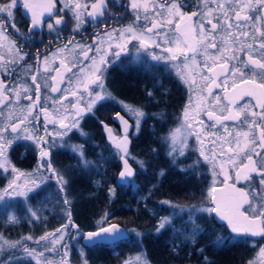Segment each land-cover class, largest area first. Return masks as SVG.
I'll return each instance as SVG.
<instances>
[{
    "label": "snow or ice",
    "instance_id": "obj_1",
    "mask_svg": "<svg viewBox=\"0 0 264 264\" xmlns=\"http://www.w3.org/2000/svg\"><path fill=\"white\" fill-rule=\"evenodd\" d=\"M117 6L132 16L130 23L120 24L124 13L112 12ZM17 10L29 21L28 37L17 27ZM69 14L73 34L82 32L86 24L98 29L91 43L73 35L51 54L41 56L37 51L34 62L28 63L29 53L13 37L27 42L37 30L47 29L59 40ZM133 50V62L143 63L147 57L162 65L188 92L176 126L160 138L167 156L176 164L186 154L195 155L181 170L199 174V168L207 165L210 176L199 204L161 201L179 211L161 217L155 231L171 227L184 241L195 243L204 231L199 221L207 220L229 233L228 237L217 236L218 244L243 242L256 248L258 239L264 241V0H126L124 4L0 0V175L7 178L0 188V204L23 198L29 222L41 221L40 211L28 204L29 195L54 181L66 218L55 232L38 239L27 235L10 240L0 233V264H19L15 250H22L35 264H71L66 237H80L93 247L129 239L128 230L111 222L107 212L94 231L82 232L72 217L69 182L53 167L51 154L54 148L66 145L65 138L73 130L86 135L80 123L100 101L116 99L106 85L108 69ZM117 103L125 113L114 114L121 131L100 123L121 162L120 181L134 184L137 171L133 163L142 170L146 165L130 151V135L139 133L147 114L142 106ZM20 140L30 141L36 148L37 166L31 172L21 170L10 158V149ZM70 147L83 167L93 163L85 157L82 145ZM109 193L114 196L115 189L110 187ZM183 213H187L186 220ZM177 217L181 219L179 228L173 223ZM5 223L17 224L19 219L10 213ZM28 241L36 247L30 248ZM52 252L60 254L58 261L48 259L46 253ZM121 264L149 262L139 253ZM248 264H264V246L258 247Z\"/></svg>",
    "mask_w": 264,
    "mask_h": 264
},
{
    "label": "trees",
    "instance_id": "obj_2",
    "mask_svg": "<svg viewBox=\"0 0 264 264\" xmlns=\"http://www.w3.org/2000/svg\"><path fill=\"white\" fill-rule=\"evenodd\" d=\"M39 33L41 32H37L38 35ZM121 61L123 62L116 63L117 68L112 64L107 72L106 85L116 99L113 101L109 99L110 101L106 100L96 105L93 113L86 114L81 122V130L86 135H80L81 133L76 131L74 136L76 144L83 146L87 160L93 163L87 168L83 167L76 153L64 147L57 150L55 158H58L57 167L68 179V198L72 201V217L82 232L94 231L97 221L107 212L111 219H121L120 224L124 228L135 229L142 236L136 238L128 232L127 241H121L116 245L98 244L94 247L80 241L85 249L83 260H86L87 264H118L124 256L139 251L150 264H247L253 248L243 242L229 241L218 244L217 236H228L226 230L215 222L199 221L204 231L197 236L195 243L184 241L183 237L174 233L171 227L160 233L155 231L161 217L171 216L177 210L161 204V201L168 200L184 206L199 204L202 201L205 191L202 184L204 181H201L204 179L203 166L199 168V174L182 171L183 167L178 166L179 161L173 164L161 143L160 138L167 132V126L174 123L176 118L172 115L173 101L177 96L173 91L174 81H171L170 76L167 75L156 83L154 73L150 72L147 75L135 62L133 73L125 74L123 73L126 70L125 57ZM148 92H152L153 95L150 97ZM117 101L142 106L147 114L130 146L132 154L143 160L146 165L142 171L136 169L134 184L118 181L119 158L114 154V149L107 141L100 123L104 121L110 126H115L111 120L113 113L120 112L125 115ZM175 110L177 111V108ZM153 114L157 116L154 117ZM159 114L163 115L162 119ZM23 152L26 155H23ZM31 153H34L33 150L26 151L25 145L21 143L14 144L9 155L12 162L25 170H30L34 166ZM19 156L22 158L19 159ZM133 167L136 168L134 163ZM161 170L164 171L163 176L159 175ZM5 180L6 177L0 175V186ZM110 187L115 189L114 196H110ZM30 199L28 204L33 203V208L40 211L43 219L29 222L28 216L20 214L22 210H19L17 216L19 223L4 224L5 210L9 204L6 205L0 210V233L6 238L13 239L10 238L13 235L35 237L47 230L57 229L66 222L64 206L55 182L49 181L45 190L38 191V194ZM19 203L27 206L21 199ZM182 215L186 220L187 213ZM173 223L179 228L181 219L177 217ZM27 244L32 248V241H28ZM7 255L9 253H5V256ZM15 255L17 256L18 253ZM73 258L74 261L80 260L79 255H73ZM19 264L32 263L19 261Z\"/></svg>",
    "mask_w": 264,
    "mask_h": 264
},
{
    "label": "flooded vegetation",
    "instance_id": "obj_3",
    "mask_svg": "<svg viewBox=\"0 0 264 264\" xmlns=\"http://www.w3.org/2000/svg\"><path fill=\"white\" fill-rule=\"evenodd\" d=\"M110 4H124L126 3V0H109ZM112 12L116 13L118 16L121 13H124L123 15V19L120 20V24H128L131 22L132 20V16L129 13H125L124 9L122 7H113L112 8ZM67 19L69 20L68 25L66 28H64L63 30V34L61 36V38L59 40L56 39L55 34H49L47 29H44L43 31L37 30L36 33L34 35H32L28 41L26 42L25 39L23 37H28V25H29V21L28 19L22 14L21 10H17L16 11V23H17V27L21 30V32L23 33V37H16L14 36L13 38H17L18 39V43L20 46L23 47V50L25 52L29 53V59H28V63H33L34 60L33 58L35 57V55L37 54V51H39L40 55L43 56L47 53H50L51 50L55 49L59 44H61L62 42H65L68 38H71L73 35H75V39L78 41H84L86 38V42L91 43V37L95 34L96 31H98V29L93 28V26L91 24H86L84 26V29L82 30V32L79 33H75L73 34L72 32V23L70 20V14L69 17H67ZM37 32H41L39 33L40 35L37 34ZM129 56L126 54L125 56H121L120 60L116 61V63H122L123 61H121V59L123 57H125V66H126V70L123 72L125 74L128 73H133V68H134V62L132 60L133 54L132 52L128 53ZM147 58V57H146ZM145 60V59H144ZM114 63L113 66L114 68H117V64ZM142 63L139 65L141 67ZM142 70L144 72H146L147 75H149V70L146 67V64H143V66L141 67ZM170 76V80L174 81V89L173 90L176 93V99L174 98L175 101H173L174 105V111L172 112L175 118V121H177V117L180 115L181 110L183 108V106L185 105V103L187 102V89L186 87L181 83V81H179V79L175 76H173L172 74H163L162 78L163 79L165 76ZM170 83V82H169ZM149 97V96H147ZM133 105V104H131ZM177 108V111L175 110ZM130 122L132 123V121L130 120ZM133 136L130 135V139H131V144L132 145V140H133ZM21 142H23L22 140L17 141L16 144H21ZM29 142L31 145L30 141H24V143ZM23 155H26L25 152L22 153ZM22 155V156H23ZM22 156H19L18 158L21 159ZM30 157L34 159V162L32 163V165H36L37 162V158H38V154L37 152L31 153ZM195 155H188L186 154L185 157L180 158L179 160V167H185L186 165H190L193 160L195 159ZM184 160V161H183ZM182 162L184 164H182ZM202 172L204 175V179L201 181H204L203 186L204 189L207 188L208 186V182L210 180V176L208 173V167L207 165H203L202 168ZM216 223V222H215ZM217 225L221 226L219 223H216ZM226 230V229H225ZM227 232V236L229 235L228 231ZM258 239V238H257ZM262 243H264V241H259L258 239V245H262Z\"/></svg>",
    "mask_w": 264,
    "mask_h": 264
},
{
    "label": "rangeland",
    "instance_id": "obj_4",
    "mask_svg": "<svg viewBox=\"0 0 264 264\" xmlns=\"http://www.w3.org/2000/svg\"><path fill=\"white\" fill-rule=\"evenodd\" d=\"M56 49V48H55ZM55 49H53V50H51V52L50 53H47V54H51L52 52H54L55 51ZM132 54H133V56L135 55V53H134V50L132 51ZM128 56H129V54H127ZM122 56H125V55H122ZM138 65H140L141 63H137ZM143 64H146V67L148 68V70H149V72H151V73H154V75H155V82L157 83L158 82V80H160L161 78H162V76H163V74H172L173 76H175L174 75V73H172V72H170V71H168V70H166L162 65H156L154 62H151L150 60H148V58H146L145 57V60H144V62L142 63V65H141V67L143 66ZM176 77V76H175ZM180 81V80H179ZM106 82H107V80H106ZM186 94H187V96H188V92H186ZM106 100H109V99H106ZM106 100H103V101H100L99 103H102V102H104V101H106ZM110 101V100H109ZM113 101V100H112ZM98 103V104H99ZM97 104V105H98ZM138 107V106H137ZM124 113V112H123ZM146 113V112H145ZM114 114V113H113ZM155 116H157V115H154V117ZM82 122V121H81ZM176 124H177V121H175L174 123H172L171 125H169V126H167L166 128H167V130L166 131H168V129L169 128H171V127H175L176 126ZM111 128H113V129H115L117 132H119L118 131V128L117 127H115V126H110ZM80 129H81V123H80ZM76 131L77 130H73V132H71V133H69V136L68 137H66L65 138V141H66V145L65 146H63L64 148H67L69 151H72V148L70 147V145H78V144H76V142H75V140H74V136H75V134H76ZM78 132H80V131H78ZM83 132V131H82ZM81 133V132H80ZM84 133V132H83ZM167 133V132H166ZM165 133V134H166ZM71 135H73V136H71ZM81 135V134H80ZM137 134H135V135H132L133 137H135ZM68 139V140H67ZM23 142H21L22 143V145L24 144L25 145V148H26V151L28 150V151H30L31 149L33 150V152H37L36 151V148H35V146L31 143V145H30V143L29 142H27V143H24V140H22ZM15 145H16V143H14ZM164 147H165V145H164ZM61 147L60 146H58V147H56V148H54L53 150H52V154H51V160H52V165H53V167H55L56 169H58L59 170V167H57L58 166V163H57V161H58V158H55L56 157V152H58L57 150L58 149H60ZM165 151H166V147H165ZM75 155V154H74ZM167 155V154H166ZM76 156L77 157H79L78 156V154H76ZM38 159V158H37ZM18 168H20L21 170H23V171H28V172H31V171H33V169H35L36 168V166H37V162H36V165H34L30 170L29 169H27V170H25V169H23L22 167H20L19 165H17L15 162H13ZM135 164V163H134ZM136 165V164H135ZM136 169L137 170H139V171H142V169H140L139 168V166L138 165H136ZM64 176H65V174L63 173V171L62 170H59ZM65 178L67 179V177L65 176ZM68 180V179H67ZM54 182V181H53ZM7 183V178H6V180H5V182L0 186V188H3L4 187V185ZM47 185V184H46ZM46 185H43L42 186V188H41V190H39V191H42V190H45V186ZM33 195H36V193H32V194H30L29 195V200H31L30 198L33 196ZM23 200V198H16L15 200H13V201H10L9 202V205L7 206V208H6V210H5V216H6V220H7V216H8V214H14L16 217L17 216H19V210H22V213H20V214H25V215H27L28 216V219L30 220V215H29V213H28V211H27V206H25V204H23V203H19V200ZM23 202H24V200H23ZM30 202V201H29ZM30 205L33 207L34 206V204L33 203H31L30 202ZM6 205L5 204H0V210L1 209H4V207H5ZM181 206H184V205H181ZM34 209H36V208H34ZM177 212L179 211V209H177L176 210ZM120 221H121V219H117V218H112L111 219V222H116V223H119L120 224ZM35 222H37V221H35ZM4 224H6L5 222H4ZM121 225V224H120ZM1 229V228H0ZM55 230L56 229H53V230H47V231H45L44 233H46V232H55ZM128 230V232H131L133 235H134V237H136L137 238V236L135 235L137 232L135 231V229H130V228H128L127 229ZM73 232L75 231V230H72ZM44 233H42V234H40V235H38V236H35V237H33L34 239H38L40 236H42V235H44ZM31 234V233H30ZM25 236H27V235H25ZM10 238H13V239H10V240H19L20 238H21V236H18V237H16V235H13V236H11ZM81 239L82 238H80V237H77V239L76 240H70L69 238H67L66 237V239H65V242L66 243H69L70 244V259H71V264H83V262H84V260H83V256H81V249H83V255H84V252H85V249L82 247L83 245H81ZM33 246L32 247H36V245L33 243L32 244ZM259 246H264V243H262V245H258L257 244V247L256 248H253V251H252V255H251V257L249 258V260L250 259H252L253 258V256L255 255V252L256 251H258V247ZM16 252L15 253H18V255H17V257L18 258H20V260L19 261H24L25 263H29V258L26 256V255H24L23 253H22V251L21 252H17L18 250H15ZM139 253H141V252H139V251H135V252H133V253H130V254H128V255H126V256H124L121 260H120V262L118 263V264H121V262H122V260H124L125 258H127V257H129V256H133V255H136V254H139ZM59 253L58 252H52V253H46V256L48 257V259L49 260H54V261H58L59 260ZM73 255H79L80 256V260H78V261H74V258H73ZM75 257V256H74ZM248 260V261H249ZM248 261H247V264H248ZM22 263V262H21ZM31 263L32 264H35V261H31ZM150 264V263H149Z\"/></svg>",
    "mask_w": 264,
    "mask_h": 264
},
{
    "label": "water",
    "instance_id": "obj_5",
    "mask_svg": "<svg viewBox=\"0 0 264 264\" xmlns=\"http://www.w3.org/2000/svg\"><path fill=\"white\" fill-rule=\"evenodd\" d=\"M21 12H22V10H21ZM23 14V13H22ZM116 113V112H115ZM114 113V114H115ZM114 114L112 115V117H111V120L113 121V123H115L116 125H117V127L119 128V131H121V126H120V124H119V122L118 121H116L115 119H114ZM121 115H123V114H121ZM126 118V117H125ZM127 119V118H126ZM130 122V121H129ZM131 123V122H130ZM105 132V131H104ZM106 134V133H105ZM106 138H107V134H106ZM107 141H108V139H107ZM109 142V141H108ZM119 162H120V160H119ZM121 162H120V169H119V171H118V173H117V179H118V181L120 182V183H122L121 181H120V179H119V172H120V170H121ZM113 223H116V222H113ZM122 226V225H121ZM123 227V226H122ZM124 228V227H123ZM128 234V233H127ZM81 242L83 243V244H85V245H87L86 244V241L85 240H83V239H81Z\"/></svg>",
    "mask_w": 264,
    "mask_h": 264
}]
</instances>
